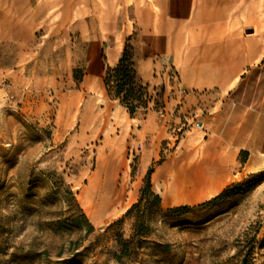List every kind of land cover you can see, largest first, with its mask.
<instances>
[{
    "label": "rangeland",
    "instance_id": "1",
    "mask_svg": "<svg viewBox=\"0 0 264 264\" xmlns=\"http://www.w3.org/2000/svg\"><path fill=\"white\" fill-rule=\"evenodd\" d=\"M19 40L0 49V264H118L115 239L134 237L138 212L122 218L137 203L148 170L165 161L188 126L201 140L200 119L190 106L185 113L182 103L173 106L179 119L168 131L172 137L156 144L159 158L143 167L141 158L153 146L143 137L136 141L130 128L139 124L131 120L165 113L176 75L168 71L167 84L148 86L147 107L130 117L105 94V42L93 63L96 40L72 29L43 28ZM77 70L81 81L74 80ZM183 137L193 140V133ZM244 153L228 187L264 178V154L243 170ZM93 182L98 187L90 188ZM68 187L93 232L72 222L77 214ZM230 191L210 205L212 199L176 206L187 209L174 214L151 215L144 205L142 236L122 263L264 264V181L249 192ZM89 192L108 200L104 214L91 208Z\"/></svg>",
    "mask_w": 264,
    "mask_h": 264
},
{
    "label": "crops",
    "instance_id": "2",
    "mask_svg": "<svg viewBox=\"0 0 264 264\" xmlns=\"http://www.w3.org/2000/svg\"><path fill=\"white\" fill-rule=\"evenodd\" d=\"M49 27L95 39L93 63L105 42L103 65L111 68L129 39L145 85L167 84L168 71L176 75L165 113L140 114L131 120L139 126L130 128L138 143L143 137L153 146L141 158L147 167L159 158L156 144L172 137L168 131L176 128L179 112L190 106V115L200 119L201 140L188 126L174 151L153 169L152 189L163 209L220 195L237 171L241 151L248 154L243 170L260 163L264 0H0V49ZM186 133H193V140L184 138Z\"/></svg>",
    "mask_w": 264,
    "mask_h": 264
},
{
    "label": "trees",
    "instance_id": "3",
    "mask_svg": "<svg viewBox=\"0 0 264 264\" xmlns=\"http://www.w3.org/2000/svg\"><path fill=\"white\" fill-rule=\"evenodd\" d=\"M80 71H74V80L81 81L83 76L79 79L76 77ZM80 74H82L80 72ZM102 84L106 96L113 101L119 102V104L124 107L129 116L133 117L137 110L146 108L149 103V93L148 85L142 83L140 78L137 75L136 64L134 59L133 48L129 43V39L126 40L123 47L120 59L118 63L113 67H104ZM247 156V153H244ZM242 164L244 162H241ZM160 162L155 165H159ZM153 173V167L150 168L147 172V175L144 179L143 187L139 191V197L137 203L134 204L128 211L125 213L124 218L131 216L135 211L138 212L135 223V234L131 241H124L122 235H118L115 239L117 246L120 251L118 255L114 256L115 261L118 264H123V258H131L129 254L130 245L134 243L136 238L141 237V229L144 225L146 219V212L141 211V208L144 205L151 207L154 211L151 215H160L166 212L167 214H174L182 210L187 209V207L181 208H171L164 210L161 206V198L153 192L151 184V174ZM264 178H260L258 181L255 178H251L243 183L235 184L224 189V191L209 201L207 205L213 204L221 199L225 198L230 194L231 189H237L239 191L249 192L253 190L257 185H259ZM67 195L69 196V203L74 208L75 213L77 214L76 218H73V223L77 225H85L89 228L90 232H93V228L88 222L85 214L80 208L75 194L71 191V188H67ZM121 223V220L117 222ZM120 225V224H119ZM241 264H247L246 260H243Z\"/></svg>",
    "mask_w": 264,
    "mask_h": 264
},
{
    "label": "bare ground",
    "instance_id": "4",
    "mask_svg": "<svg viewBox=\"0 0 264 264\" xmlns=\"http://www.w3.org/2000/svg\"><path fill=\"white\" fill-rule=\"evenodd\" d=\"M95 186L98 187L97 182H93V184L91 183L90 188H93ZM88 197L89 199H91V208H93L98 215H102L108 210V200H99V198H96V196H92L91 192H89Z\"/></svg>",
    "mask_w": 264,
    "mask_h": 264
},
{
    "label": "built area",
    "instance_id": "5",
    "mask_svg": "<svg viewBox=\"0 0 264 264\" xmlns=\"http://www.w3.org/2000/svg\"><path fill=\"white\" fill-rule=\"evenodd\" d=\"M169 79V78H168ZM201 126V125H200ZM197 127H198V125H197ZM141 147L140 146H138V150L140 149Z\"/></svg>",
    "mask_w": 264,
    "mask_h": 264
}]
</instances>
